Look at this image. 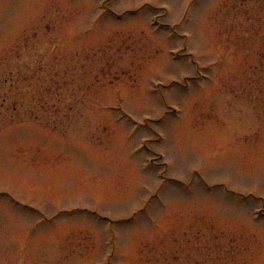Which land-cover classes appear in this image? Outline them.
<instances>
[{
    "label": "rangeland",
    "instance_id": "374dc122",
    "mask_svg": "<svg viewBox=\"0 0 264 264\" xmlns=\"http://www.w3.org/2000/svg\"><path fill=\"white\" fill-rule=\"evenodd\" d=\"M0 264H264V0H0Z\"/></svg>",
    "mask_w": 264,
    "mask_h": 264
}]
</instances>
